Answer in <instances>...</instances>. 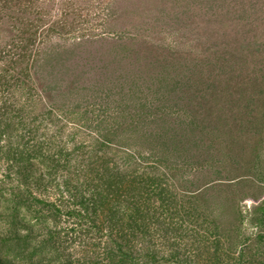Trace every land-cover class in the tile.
I'll return each mask as SVG.
<instances>
[{"label":"trees","instance_id":"1","mask_svg":"<svg viewBox=\"0 0 264 264\" xmlns=\"http://www.w3.org/2000/svg\"><path fill=\"white\" fill-rule=\"evenodd\" d=\"M32 2L0 0V264H264V255L250 251L249 238L240 240L244 219L236 200L216 196L212 206L206 196L213 187L233 186V179L183 190L182 197L207 202L201 209L185 198L176 203L164 184L132 177L112 162L121 155L136 161L142 154L133 150L141 139L134 127L139 119L129 133L120 131L118 117L106 130L108 119L94 125L85 102L72 98L83 91L79 75L61 89L54 71L70 63L64 51L77 57L85 40L116 42L108 59L96 60L101 70L108 64L126 70L115 55L127 44L123 39L135 45L136 35L116 27L98 34L81 31L69 36L61 52L42 48L50 32L66 40L70 27L46 28L40 18L28 20L24 12L35 9ZM6 18L14 22L10 30L4 28L11 24ZM48 65L53 75L46 83L42 73ZM71 67L77 72L78 64L66 69ZM176 204L180 208L172 209ZM229 210L236 218L232 229L221 221ZM254 222L261 227L259 247L264 221Z\"/></svg>","mask_w":264,"mask_h":264},{"label":"rangeland","instance_id":"2","mask_svg":"<svg viewBox=\"0 0 264 264\" xmlns=\"http://www.w3.org/2000/svg\"><path fill=\"white\" fill-rule=\"evenodd\" d=\"M32 5L37 12L24 10L28 20L40 18L46 28L70 27L66 40L50 32L42 48L61 52L69 36L81 31L98 34L116 27L136 35L135 45L123 39L127 44L115 55L126 70L110 64L101 70L96 60L108 59L116 42L85 40L77 57L64 51L70 63L54 71L61 89L79 75L83 91L72 98L85 102L94 125L108 119L106 130L118 117L120 131L129 133L139 119L134 127L141 139L133 150L142 154L136 161L121 155L112 162L132 177L164 184L176 203L186 197L183 190L233 179V186L208 190V203L216 205V196L235 199L244 219L240 240L249 238L253 255L263 256L264 243L255 244L261 227L254 221H264V205L255 209L264 202V0H33ZM6 19L11 24L4 28L10 30L14 22ZM75 64L77 72L66 69ZM45 69L49 83L53 69ZM184 200L200 209L207 204L201 196ZM235 219L229 210L221 221L232 229Z\"/></svg>","mask_w":264,"mask_h":264}]
</instances>
